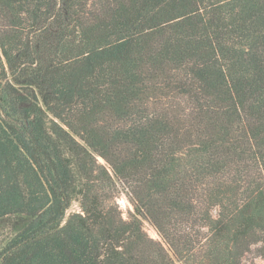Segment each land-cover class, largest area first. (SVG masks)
Masks as SVG:
<instances>
[{
  "label": "trees",
  "instance_id": "trees-1",
  "mask_svg": "<svg viewBox=\"0 0 264 264\" xmlns=\"http://www.w3.org/2000/svg\"><path fill=\"white\" fill-rule=\"evenodd\" d=\"M6 217L0 264L264 259V0H0Z\"/></svg>",
  "mask_w": 264,
  "mask_h": 264
},
{
  "label": "rangeland",
  "instance_id": "rangeland-1",
  "mask_svg": "<svg viewBox=\"0 0 264 264\" xmlns=\"http://www.w3.org/2000/svg\"><path fill=\"white\" fill-rule=\"evenodd\" d=\"M98 160L101 163L106 165L105 161L100 156H98ZM117 201L122 211L123 217L126 218L128 209L132 208L130 202L127 200L124 194L119 195L117 198ZM78 209H79L78 204L76 202H72V204L69 207L68 213L77 211ZM26 221L27 220H20V219L13 218V217H6V218L0 219V246L11 235H13L15 232L20 230L25 225ZM143 223H144V228L146 232L148 233V235L154 239L160 240V236L158 235L154 227L147 220H143ZM176 264H183V263L180 261H176ZM254 264H264V259L256 258L254 260Z\"/></svg>",
  "mask_w": 264,
  "mask_h": 264
}]
</instances>
